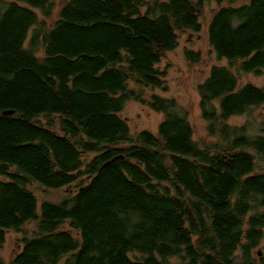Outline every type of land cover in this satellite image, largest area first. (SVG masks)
Wrapping results in <instances>:
<instances>
[{
  "label": "trees",
  "instance_id": "1",
  "mask_svg": "<svg viewBox=\"0 0 264 264\" xmlns=\"http://www.w3.org/2000/svg\"><path fill=\"white\" fill-rule=\"evenodd\" d=\"M210 2L208 43L227 65L196 87L195 141L187 111L155 91ZM235 3L65 0L47 28L52 0H0V248L35 225L12 264H264V121L229 124L264 105V86L240 83L264 73V0ZM128 102L164 116L156 134H132ZM53 117L57 130L40 121ZM30 183L77 190L40 203Z\"/></svg>",
  "mask_w": 264,
  "mask_h": 264
},
{
  "label": "rangeland",
  "instance_id": "2",
  "mask_svg": "<svg viewBox=\"0 0 264 264\" xmlns=\"http://www.w3.org/2000/svg\"><path fill=\"white\" fill-rule=\"evenodd\" d=\"M65 0H52L53 9L51 11L50 18H43L40 15V11L37 10L39 18L44 20V26L47 28L57 20V16L63 2ZM152 2L154 0H147ZM167 1V0H160ZM250 0H236L235 6H242L249 3ZM223 5L230 6V4L224 3ZM218 5L215 2L207 3L204 6L203 16L200 19L202 25L199 33L184 32L179 34V40L177 47L166 54V57L162 60L160 70L166 71L165 84L166 91L156 90L155 92L165 98H174L178 104L187 111L188 120L194 129L193 139L200 141L207 139L206 123L201 118V112L199 108V97L196 92V87L199 83L203 82L210 72V68L213 65H227L226 61H217L214 53L208 43L207 27L209 25L210 18L213 11L218 9ZM3 11L2 5H0V14ZM32 31L29 33L31 39ZM26 46L29 47V42H26ZM38 53L41 52L40 43L38 45ZM190 50L193 52H199L201 56V63L198 65L191 64L184 57V51ZM41 54V53H40ZM240 83H251L256 86H264V73L260 76L254 74H241ZM130 126L132 134L146 130L153 134L157 133L158 125L163 121L164 116L152 112L151 110L144 108L137 102L126 103L123 112L121 113ZM43 124L51 123L54 129H58L57 117H53L49 122L45 118L40 119ZM264 121V105L252 110L250 115H244L240 117H234L229 120V124L243 125L251 124V126L257 127ZM87 161L92 159V155L86 156ZM85 159V160H86ZM260 164V163H259ZM15 171V169H12ZM3 177H0L2 181ZM77 185V184H76ZM76 185L67 189L49 190L44 188L38 183H30L29 189L34 193L37 199L41 202L48 201L54 204L62 201L68 196L73 195L76 192ZM35 228L33 223H29L22 228V231H8L4 245L0 248V258L3 264H12V260L20 253L22 247L20 245L23 234H30ZM66 229V228H65ZM264 234V229H263ZM253 255L258 258L264 255V237L260 245L254 249ZM132 256V255H130Z\"/></svg>",
  "mask_w": 264,
  "mask_h": 264
},
{
  "label": "water",
  "instance_id": "3",
  "mask_svg": "<svg viewBox=\"0 0 264 264\" xmlns=\"http://www.w3.org/2000/svg\"><path fill=\"white\" fill-rule=\"evenodd\" d=\"M12 114H13L12 111L5 112V113H4V115H12ZM121 159H122L121 157H116V158H114L111 162H115V161H117V160H121Z\"/></svg>",
  "mask_w": 264,
  "mask_h": 264
}]
</instances>
